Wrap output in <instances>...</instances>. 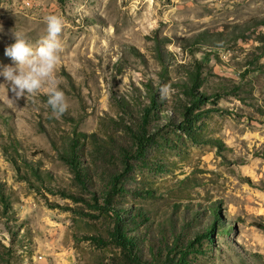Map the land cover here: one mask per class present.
<instances>
[{
  "label": "rangeland",
  "instance_id": "rangeland-1",
  "mask_svg": "<svg viewBox=\"0 0 264 264\" xmlns=\"http://www.w3.org/2000/svg\"><path fill=\"white\" fill-rule=\"evenodd\" d=\"M263 12L264 0H0V70L15 67L13 32L35 46L45 17L63 18L69 104L56 118L43 90L16 99L0 77V264H264V55L254 69L251 39L188 40ZM195 70L209 97L190 104ZM71 138L81 182L61 156ZM213 202L214 229L192 240Z\"/></svg>",
  "mask_w": 264,
  "mask_h": 264
},
{
  "label": "clouds",
  "instance_id": "clouds-1",
  "mask_svg": "<svg viewBox=\"0 0 264 264\" xmlns=\"http://www.w3.org/2000/svg\"><path fill=\"white\" fill-rule=\"evenodd\" d=\"M46 35L33 46L22 32H13L14 43L6 46L4 54L15 62V67L6 65L0 70V77L10 85L16 99L26 95L36 97L43 90L47 105L53 116L59 118L69 107L65 93L59 88L56 67L61 59L63 44L60 35L63 18L50 14L45 17ZM173 90L168 84L160 87L161 99L170 98Z\"/></svg>",
  "mask_w": 264,
  "mask_h": 264
},
{
  "label": "trees",
  "instance_id": "trees-1",
  "mask_svg": "<svg viewBox=\"0 0 264 264\" xmlns=\"http://www.w3.org/2000/svg\"><path fill=\"white\" fill-rule=\"evenodd\" d=\"M246 39H251L252 41H254L253 46L255 49L254 55L248 60V62L250 64H254V69H259L260 64H258V60L262 55H264V12L258 15L245 18L238 22H231L228 24H224L222 28H220L219 30H214V31H208L206 29L199 30L197 32H194V34L190 38H188V40H191L193 44L203 45L206 48H210L214 46L230 45L236 42L237 40H246ZM154 48H155L156 57H158L160 63H162L164 55L161 52L159 43H157L156 41L154 44ZM241 72L243 75L244 70H242ZM198 79H199V72L197 70L191 71L188 76V82L185 83L182 88L185 90L186 94L189 95L190 104L197 100L207 99L209 97L208 94H204L203 92H198L197 90H195L196 86L198 85ZM238 88H239V84H234L230 88H228L227 91L229 93H234ZM227 91L225 90L224 92ZM220 94L221 92H214L213 98L218 97ZM154 104H155V98L152 94H150L148 96V103L143 108H141L142 111H141L140 123H139L140 131L137 132L138 135L136 136V139L138 140L144 139L147 136L145 134L146 131L145 123L149 111H151V109L154 108L153 107ZM187 111H188V104L186 105L183 104L182 113L184 116H186ZM209 139L216 142V140L213 138H209ZM75 142L76 139L74 138L69 139L67 143V150L65 151L64 155L61 156L62 159L66 161L73 170L74 177L79 182H81V179L79 177L80 171L73 156V148ZM3 197H4L3 194L0 193V198H2L1 201L4 203L5 200ZM208 212H209V219L205 221L202 232H195L192 240L199 238L201 234L209 235L211 234V231L214 229L215 221L218 216V204L214 202L210 203L208 205ZM225 229L226 226H222L221 230H225ZM111 235H112V239L120 244L129 245V243H131L127 235V232L124 234V233H120L118 229H114ZM192 240H188V242L191 243Z\"/></svg>",
  "mask_w": 264,
  "mask_h": 264
}]
</instances>
